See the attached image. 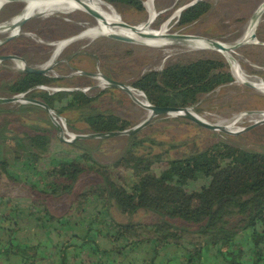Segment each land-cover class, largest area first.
Returning a JSON list of instances; mask_svg holds the SVG:
<instances>
[{"label":"trees","instance_id":"1","mask_svg":"<svg viewBox=\"0 0 264 264\" xmlns=\"http://www.w3.org/2000/svg\"><path fill=\"white\" fill-rule=\"evenodd\" d=\"M104 1L118 14L124 7L143 11L140 0ZM184 4L180 1L177 6ZM210 7L209 1L199 0L184 8L178 25L192 23ZM57 80L20 71L3 85V90L10 95L27 92L26 97L44 102L58 115L78 112L80 117L76 122L86 124L88 133L131 127V122L118 114L97 109L93 103L99 95L90 96L82 90L49 92L35 88ZM232 81L224 60L198 57L169 62L160 70L144 72L131 86L154 106L194 108L201 95ZM139 91L134 92L145 101ZM7 104H0V116H14L0 126V145L9 148L11 160L0 157V184L7 186L22 180L30 186L36 195L28 203L29 213L43 231L62 230L73 218L80 220L78 216H82L89 201L97 204L100 211L86 224L87 232L98 237L104 235L111 249L103 251L95 239H81L79 247H84L81 257L112 263L146 245L144 256L136 257L132 264H208L210 259L212 264H264V149L246 150L219 141L180 151L179 145L170 143L165 147L163 141L137 131L125 135L127 144L116 160L101 164L92 153L95 148L87 146L86 139L69 143L76 155L59 151L53 141H62L58 140V130L52 121L20 116L31 115L35 108L43 107L23 102L13 109L6 107ZM40 120L51 125L36 122ZM68 128L80 132L73 123ZM172 149L177 150L174 155L170 154ZM89 171L98 174V179L84 183L75 191V181ZM63 196L69 197L68 210L63 214L53 213L47 201ZM13 206L16 209L17 205ZM112 211L127 217L142 211L153 220L123 223L114 219ZM14 216L8 219V226H3L0 253L15 254L24 264L44 259L39 243L16 242ZM103 222L107 223V233H102L105 228L94 226ZM71 239L65 237L58 245L59 264H66ZM169 247H173L172 257L157 261L159 254Z\"/></svg>","mask_w":264,"mask_h":264},{"label":"rangeland","instance_id":"2","mask_svg":"<svg viewBox=\"0 0 264 264\" xmlns=\"http://www.w3.org/2000/svg\"><path fill=\"white\" fill-rule=\"evenodd\" d=\"M140 1L143 6L142 12L124 7L119 13L121 16L117 14L130 25L145 21L148 16L147 3L145 0ZM180 1L186 4L192 0H156L153 4L155 18L151 17L153 22L150 25V30L159 31L163 25H166L168 31L165 32L169 35L200 37L229 45L236 43V41L242 42L230 52L231 60L233 59L245 74H248L247 76L264 84V10L259 15L253 30L254 38L250 41L245 39L250 19L264 0H207L211 3L210 9L186 26H179L177 22L179 18L176 15L177 3ZM22 6L23 2L19 1L4 5L0 10V23L17 14ZM94 23L96 20L82 10H52L46 15L36 14L26 20L13 37L8 32H0V56L16 55L22 58L27 65L42 68L53 56L54 43L74 37L85 29L94 26ZM167 38L170 37L167 36ZM175 39L181 38L175 37ZM198 57L220 58L227 63L228 70L232 74L231 62L219 52L211 49H192L182 44L159 47L151 46L142 41L115 40L106 35L84 36L69 42L56 56H53L51 66L49 65L52 68L45 75L56 77L58 80L47 85L44 90L52 92V88H79L90 96L99 95L93 103L97 109L103 112L112 111L131 122V126H134L148 116L147 110L137 102L140 99L120 88L104 87L96 79L97 75L102 74L131 86L132 81L144 72L160 70L169 62L191 60ZM20 65L19 59L0 60V97L11 96L3 90V85L17 76L21 71ZM78 71L85 73L75 74ZM232 76V82L201 95L198 103L194 105V108H191L198 116L208 122L230 124L231 129L229 130L239 132L229 134L220 130L207 129L191 121L188 123L176 119L181 117H175L168 113L153 117L146 126L139 130L140 135H150L161 140L165 143V147L170 143L179 145L177 150L180 151L189 150L191 146L205 147L219 141L246 150H263L264 122L242 130L256 121H261V119L255 120V115L264 114V92L244 84L238 76L234 74ZM134 91L138 92L139 90L135 89ZM142 98L145 99V96L142 95ZM22 103L20 100L13 101L8 103L6 107L16 109ZM30 114L22 113L20 116L23 119L45 118L50 122L52 121L48 111L43 108L42 110L35 108ZM13 116L8 114L0 116V126ZM52 116L55 120H59L54 114ZM15 117L17 118V116ZM60 117L63 118L67 127L73 123L80 132H89L86 124L76 122L80 117L78 112L66 111ZM70 119L73 121L72 123H69ZM36 122L43 126L51 125L45 120ZM14 128L17 129V126ZM85 141L87 146L95 148L92 153L101 164H109L116 160L127 144L125 135L109 139H86ZM53 143L54 148L59 149V151H70L75 155L77 153L67 142L54 140ZM177 150L172 149L170 154L174 155ZM98 177L95 172H83L75 181V191L79 190V187L84 183L97 180ZM199 183L200 181L196 185ZM0 187L2 190L6 189L3 184H0ZM8 189L4 192L7 191L8 194H12V191H15V193L36 195L34 191L20 185ZM187 189L191 190L190 187ZM63 199L62 201H65L64 206L60 205V201H55V203L50 202L49 209L58 214L66 212L68 210L66 202L69 197ZM14 204L18 205L16 202ZM114 216L117 221L123 223L153 220L151 215L142 211L131 217L119 213H115ZM106 225L105 222L97 223V226L102 229ZM103 231V233H107V228ZM142 256H144V251H142ZM131 258L132 255H128L125 262L127 263Z\"/></svg>","mask_w":264,"mask_h":264},{"label":"bare ground","instance_id":"3","mask_svg":"<svg viewBox=\"0 0 264 264\" xmlns=\"http://www.w3.org/2000/svg\"><path fill=\"white\" fill-rule=\"evenodd\" d=\"M145 1L147 3V12H148V16L146 20L139 24L133 25V27H128V26L122 25V22L124 21L119 17L117 12L111 6L105 3L104 0H26L23 2V6L17 14L13 15L11 18L5 21H2L0 23V32H8L11 35H15L19 31V26H17V24L23 20L30 19L36 14L42 13L46 15L48 14L49 11H52V10H55V11H69V10L85 11V7H90L96 10L101 15V18L96 19V23H94L95 24L94 26L85 29L80 34L74 37L68 38L66 40H60L54 43L53 56H56L59 53V51L69 42L75 41L84 36H89V37L98 36V35L107 36L110 33H117L123 36H127V37H130L134 42L142 41L151 46L161 47V46H170L174 44H182L192 49H211L216 52H219L220 54H222L223 57H225L228 61L231 62L232 74L238 76L239 79L243 83L248 82L250 84V87H253L257 90L264 92V84H262L261 82H259L258 80L252 77L247 76L248 74L246 75L245 72L241 69V67L233 59L231 60V56H230V52L232 51L231 48L229 50L214 48L210 41L204 38H200V37L190 36V37H187L186 39L167 38L169 34H166V32L168 31V29L166 28V25H163L159 29V31H151L150 25L153 22L152 20L155 18V11H154L153 4L156 0H145ZM4 5H5V1L0 0V10L2 9ZM262 11L260 12V14L262 13ZM151 17L153 19H151ZM256 23L257 21L254 23V25H252L251 27L247 29L246 34H245L246 41H250L252 39L251 34L253 33ZM236 43H239V41H236ZM221 44L225 47H231V45L226 44L224 42H221ZM53 56L51 57L50 61L46 62L42 66V68L49 67ZM20 66L22 68V62ZM96 79L99 80L100 84L105 83V81L102 80L98 76L96 77ZM135 92L132 90V94L136 96L137 98H139ZM140 101L141 103H145V101L142 99H140ZM147 113H148L147 115H149L150 112L147 111ZM199 117L205 120L201 116ZM259 119L264 120V114L261 113V115L260 114L255 115V120H259ZM217 125L226 126L227 129H231L230 124L225 125L223 122H218Z\"/></svg>","mask_w":264,"mask_h":264},{"label":"crops","instance_id":"4","mask_svg":"<svg viewBox=\"0 0 264 264\" xmlns=\"http://www.w3.org/2000/svg\"><path fill=\"white\" fill-rule=\"evenodd\" d=\"M81 133H88V131H84ZM0 157L11 160L10 159L11 152L6 145H2V144L0 145ZM16 185H20L29 190H32L30 186L24 183L22 180L11 182L5 187L6 189H8L9 187L14 188V186ZM4 190H2V188L0 187V237L4 236L3 226H8L9 225L8 219L15 214L14 217L16 219L15 221L17 224H15L13 231L15 232L16 242L20 244L39 243L44 251L45 258L36 262L35 264H59L58 245L65 237L66 238L72 237L71 239L72 246L70 247V253L68 254V257L66 258L65 261L66 264H132L131 261H133L136 257L137 258L142 257V251H144V248L147 247L146 245L139 246L134 253L129 254L132 255V258L127 263L125 262V260L127 259L128 255L123 258L118 257L117 261L112 263L110 261L100 262L95 259H88V258L82 259L81 255L84 247H79L81 246L80 244L81 239H85V238L87 240L95 239L101 250L109 251L111 249V245L109 244L107 238L104 235L100 234L98 237L96 234L93 233L88 234L87 232L86 224L90 220L95 219L97 213L100 211L99 210L100 207L97 204H95L92 201H89L86 210L84 211L82 216L81 215L78 216L79 218L81 217L80 220L73 218L71 223L66 227H63L62 230L54 229L50 231H43L38 227L37 222L35 218L32 216V214L29 213L28 203L32 198V194L15 193V191H12V194L11 193L8 194L7 191L4 192ZM65 197L68 196H63L58 200L47 201L48 207L51 205L50 202L55 203V201H60L61 202L60 205L64 206L65 201L62 200H64L63 198ZM15 202L18 203L16 209L15 206H13ZM13 210H16L15 213L13 212ZM53 213H57V212H53ZM115 213H116L115 211H112V215L114 219L117 220L114 216ZM94 226H97V224H95ZM172 252H173V247H169L165 249L159 254L157 261L160 262L163 261L164 258L165 259L171 258L173 255ZM0 264H24V262L19 256L15 254L0 253ZM208 264H212V259L209 260Z\"/></svg>","mask_w":264,"mask_h":264},{"label":"water","instance_id":"5","mask_svg":"<svg viewBox=\"0 0 264 264\" xmlns=\"http://www.w3.org/2000/svg\"><path fill=\"white\" fill-rule=\"evenodd\" d=\"M5 1V5L12 3V2H24L26 0H4ZM199 0H192L189 3H186L180 7H178L177 11H176V15L179 16L180 12L190 6L193 5L194 3H196ZM264 9V2H262L259 7L257 8V10L253 13L248 28L251 27L252 25H254V23L258 20V17L260 15V12ZM85 12H87L88 14H90L95 20L96 19H100L101 15L94 9L90 8V7H85ZM26 20H23L21 22H19L17 24V26H21ZM122 25L124 26H128V27H133V25H130L126 22H122ZM109 38L115 39V40H120V41H124V42H132L133 40L130 37L127 36H123L117 33H110L107 35ZM170 38H175V37H179L181 39H186L187 35H168ZM11 37H13V35H11ZM251 38H254V33L251 34ZM212 43V46L214 48H220L223 50H229L234 49L235 47L239 46L242 42L239 43H234L231 45V47H225L221 44L220 41H215V40H208ZM6 59H19L22 62V72L23 73H32V74H46L48 71L51 70V65L49 67H45V68H40V67H32L27 65L24 60L22 58H19L16 55H1L0 56V60H6ZM85 72L82 71H78L75 72V74H84ZM98 77H100L102 80L105 81L104 84H102L104 87H116V88H120L123 91H126L129 94H132V90H135V88L128 86L122 82L113 80L105 75L102 74H98ZM244 84L250 86V84L248 82H244ZM45 89V86L43 87ZM53 91H71V90H80L79 88H52ZM84 91V90H82ZM143 96L144 94L139 91ZM26 92L20 93L18 95H14V96H9V97H0V104H4V103H10L13 101H22V102H31L34 104H37L41 107H43L46 111H48L53 124L56 126L57 128V133L56 136L58 138L59 141L62 142H67V143H72L74 140L76 139H94V138H110V137H115V136H120V135H129L131 133H135L139 130H141L144 126H146L153 117L159 116V115H163V114H173L175 117H181L184 119H187L193 123H195L198 126L207 128V129H211V130H220V131H224L226 133L232 134V133H237L239 131H232L226 128V126H220L217 124H212L208 121H205L203 119H201L199 116H197V114L193 111V109L191 107H185V108H177V107H157L154 106L152 104H150L148 102V100L145 98V103H141V101H137L143 108H145L147 111H149V115L140 123L131 126L123 131H113V132H98V133H76V132H70L69 135L71 136L70 139H65L64 138V130L62 129V126L60 125V123L55 120L52 116V111L44 102L38 100V99H33V98H28L25 96ZM55 113V112H54ZM264 122V120L261 121H256L254 122L252 125H250L249 127L243 129L242 131L251 128L253 126H255L256 124L262 123Z\"/></svg>","mask_w":264,"mask_h":264},{"label":"built area","instance_id":"6","mask_svg":"<svg viewBox=\"0 0 264 264\" xmlns=\"http://www.w3.org/2000/svg\"><path fill=\"white\" fill-rule=\"evenodd\" d=\"M59 123H60V125L62 126V129L64 130V138L65 139H70L71 138V136L69 135V133L70 132H73V131H71L67 126H66V124H65V121L63 120V118H61V117H59V120H57ZM62 122V123H61Z\"/></svg>","mask_w":264,"mask_h":264},{"label":"flooded vegetation","instance_id":"7","mask_svg":"<svg viewBox=\"0 0 264 264\" xmlns=\"http://www.w3.org/2000/svg\"><path fill=\"white\" fill-rule=\"evenodd\" d=\"M52 68V67H51ZM21 72H22V70H21ZM45 75V74H44ZM46 87L47 85H45V84H42V85H38V86H36L35 88L36 89H42V90H44V88L43 87ZM85 92V91H84ZM20 94V93H19ZM26 94H27V92H26ZM15 95H18V94H15ZM11 96H14V95H11ZM26 96V95H25ZM9 97V96H8ZM52 114H54L55 116H57V118H59L61 115H58L57 113H54V112H52Z\"/></svg>","mask_w":264,"mask_h":264}]
</instances>
